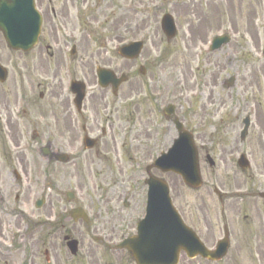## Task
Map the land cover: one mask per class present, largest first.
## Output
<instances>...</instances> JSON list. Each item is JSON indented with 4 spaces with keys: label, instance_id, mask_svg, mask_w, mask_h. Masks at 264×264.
I'll list each match as a JSON object with an SVG mask.
<instances>
[{
    "label": "rangeland",
    "instance_id": "obj_1",
    "mask_svg": "<svg viewBox=\"0 0 264 264\" xmlns=\"http://www.w3.org/2000/svg\"><path fill=\"white\" fill-rule=\"evenodd\" d=\"M120 3L123 8L119 11L124 21L121 24V32L124 31L122 36L130 41L146 35L141 58L156 60L147 67L141 90L136 88L138 96L134 90L138 66L133 61H129L130 64L126 66V73L131 79L125 85L126 111L120 115L125 129L123 132L120 127L118 132L119 145L125 143L124 165L121 161L117 162L112 149L109 169L99 163L97 168L95 163L90 170H83L79 165L76 172L71 166L61 165L56 185L51 179L48 183L52 185L47 183L45 186L47 200L42 207V216L8 217L6 224L10 223L14 233L24 235L23 239H27L19 241L16 246L14 244L13 264H29L33 253L38 262L45 257L44 249L50 252L51 259L56 252L62 262L73 264L63 240L66 234L79 239L84 254L90 248L93 249L92 258L89 259L91 264H97L98 261L104 264H134L132 260H127L128 256L123 251L97 246L93 239L95 232L90 233L89 227L97 226L104 228L102 230L105 232H113L114 243H118L127 231L134 233L126 226H135L136 219L143 215L145 196H137L128 208L124 207L122 199L112 201L108 197L115 196L112 190L121 192L115 182L123 185L130 178L143 176L146 161L148 163L160 151H166L177 138L174 125L161 112V107L168 103L176 106V115L194 132L196 143L201 146L200 167L204 185L209 184L211 187L194 190L187 187L175 173L159 170H153L152 173L168 181L174 205L187 214L190 221L193 215L198 219L202 210L209 211L208 219L214 226L213 233L216 238L223 236L222 224H218L216 219L215 210H219V205L212 192L210 179L214 182L217 176L222 177L224 171L217 155L221 148L218 139L222 140V146H229L232 137L235 134L239 136L238 131L243 127L245 116L251 119L250 139L247 141L251 143L253 155H249V158L253 174L249 173L248 178H240L242 181L247 178L249 185L254 188L264 184V0H120ZM166 12L174 15L178 26L177 36L171 40L166 39L161 29V18ZM219 34H228L231 41L211 51V41ZM99 44L95 42L94 49ZM231 77L235 78L234 84L228 86L225 81ZM162 93L165 94L162 104L160 99H157L161 101L158 103L153 100V96L158 97ZM137 97L140 99L137 100ZM139 101L140 110L137 111L134 106ZM204 142L215 147L212 149L215 150V169L205 159V150L201 149ZM230 166L227 165L228 168ZM76 174L77 177L74 176ZM108 189L111 191L106 192ZM67 191L75 193L74 202L67 201ZM248 200L253 201L249 213L252 212L254 216L253 223L246 227L248 233L240 232L243 223L234 217V213L232 219L235 240H240V246L243 247L238 250L232 239L228 255L218 264H264V233L259 222L264 206L257 195L252 199L244 198L243 203ZM11 203L19 206L14 199ZM76 206L87 211L89 223L83 220L75 222L69 217L68 211ZM38 219L45 221L44 226L38 224ZM42 232H45L44 245L37 243L42 238ZM255 232L260 234V239H252L251 235ZM246 239L251 240L247 242ZM180 264L216 263L201 259L190 261L182 255Z\"/></svg>",
    "mask_w": 264,
    "mask_h": 264
},
{
    "label": "flooded vegetation",
    "instance_id": "obj_2",
    "mask_svg": "<svg viewBox=\"0 0 264 264\" xmlns=\"http://www.w3.org/2000/svg\"><path fill=\"white\" fill-rule=\"evenodd\" d=\"M35 5L42 16V26L38 43L32 49L9 47L0 32V264H13V247H8L9 242L16 246L19 241H27L23 239L24 235L14 233L10 223L6 224L8 217L42 216L44 211L36 207L37 200L46 199L45 186L51 179L56 185L61 165L71 166L76 172L79 165L83 170H90L95 163L104 164L109 169L110 149L114 151L117 162L121 161L124 165L126 159L125 143L119 145L118 132L120 127L123 132L125 129L120 115L126 111L125 85L131 78L121 83L115 92L111 85L101 87L97 76L98 68L111 70L117 76L126 74L130 60L120 54L118 47L124 41V31L121 32L124 21L119 11L123 8L122 3L120 0H35ZM95 42L100 43L96 49ZM132 61L134 65L145 68V73L135 81L134 90L138 96L136 88L141 90L147 67L156 60L140 56ZM73 82H80L78 87L83 88V99L73 90ZM163 99L164 96H161L160 100ZM134 108L140 110V101L135 103ZM238 135L232 137L229 146H222V140L218 139L221 148L217 155L224 171L222 177L217 176L214 182L210 181L220 206L219 212L215 211L218 224L222 223L224 231H229V237L232 236L237 249L241 250L242 242L235 240L232 229L233 213L243 223L240 232L248 233L246 227L254 221L252 212L249 213L253 201L243 203V199L264 195V184L255 188L249 185L247 175L253 171L249 160V155H253L251 143L247 141L250 131L243 136L238 131ZM213 145L216 146V143ZM201 149L205 150L208 164L215 169V150H212L215 147L204 142ZM240 150H246L247 154L244 159L238 160L236 153ZM227 165L231 166L228 168ZM74 176L77 177V174ZM137 177L130 178L123 185L115 182L121 192L112 190L115 196L108 198L112 201L122 199L124 207H130L132 200L147 192L144 174ZM240 177L247 178L242 181ZM205 187L210 189L211 186L206 184ZM12 199L19 206L12 205ZM261 200L264 206V198ZM257 211H260L259 208ZM182 215L185 222L199 232L205 244L213 249L217 240L214 226L208 219L210 212L202 210L198 219L195 215L191 216L192 221L187 214ZM140 218L136 219L135 226L129 224L126 228L135 230ZM259 222L264 233V212ZM38 224L44 226L45 221L38 219ZM102 229L92 226L89 232H95L97 246L112 249L113 232ZM44 234L40 235L42 238L37 240L38 244L44 245ZM132 234L127 231L125 237ZM251 237L258 240L261 236L255 232ZM79 251L70 258L73 264H91L89 259L93 249L85 254L80 248ZM121 251L131 257L128 250ZM46 253L44 249L45 257L38 262L33 253L29 264H65L56 252L53 262L50 252ZM97 264L104 262L98 261Z\"/></svg>",
    "mask_w": 264,
    "mask_h": 264
},
{
    "label": "water",
    "instance_id": "obj_3",
    "mask_svg": "<svg viewBox=\"0 0 264 264\" xmlns=\"http://www.w3.org/2000/svg\"><path fill=\"white\" fill-rule=\"evenodd\" d=\"M41 18L34 7L33 0H0V29L9 45L15 48H28L37 41ZM162 28L167 37L176 34L175 22L171 15L166 14L162 20ZM230 40L227 36L217 37L212 49H218ZM142 48L141 42L126 45L121 52L127 58H136ZM234 77L226 80L228 86L234 83ZM125 80L117 79L113 73L99 70V83L114 87ZM83 95L81 96V98ZM168 116L173 113L172 106L166 109ZM179 138L167 153H163L155 162L163 171H173L182 176L185 183L197 188L202 180L199 169L198 152L192 134L185 130L183 124L174 118ZM148 206L146 217L140 222L138 235L125 240L120 246L127 247L138 264H178L179 254L184 250L191 258L202 255L205 258L221 259L227 253L228 239L222 240L215 251H208L196 233L181 219L173 206L167 183L151 176L148 181ZM71 196V195H70ZM42 202L39 203L41 205ZM81 209L71 211L77 219ZM73 252L77 249V241L68 242Z\"/></svg>",
    "mask_w": 264,
    "mask_h": 264
}]
</instances>
